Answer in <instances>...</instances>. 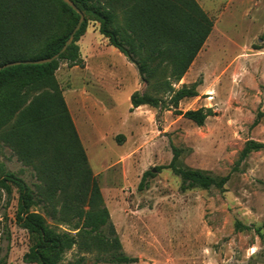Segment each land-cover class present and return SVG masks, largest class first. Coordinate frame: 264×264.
I'll use <instances>...</instances> for the list:
<instances>
[{"label":"rangeland","instance_id":"obj_1","mask_svg":"<svg viewBox=\"0 0 264 264\" xmlns=\"http://www.w3.org/2000/svg\"><path fill=\"white\" fill-rule=\"evenodd\" d=\"M197 1L216 28L189 74L174 86L200 83L199 95L183 99L179 108L211 107L213 114L204 125L151 106L130 114L136 89L156 91L137 81L136 65L133 70L121 59L93 18L79 41L83 66L62 61L57 78L64 96L87 97L85 108L78 104L73 114L115 226V234L109 225L103 234L110 240L119 237L122 251L138 258L132 264H264V228L263 237L255 230L264 223V150L252 152L234 170L247 140L264 142V118L253 125L258 111H264V0ZM88 65L89 78L84 75ZM174 146L181 149L185 165L216 176L230 174L224 189L184 191L171 168L158 171L157 166L171 162ZM0 160L31 185L38 181L13 148L3 146ZM147 170L155 175L140 189ZM18 197L15 188L10 197L0 189V253L8 252L7 264H36L24 260L31 240L16 222ZM37 211L60 230L71 227L59 224L50 210ZM237 220L251 228L237 230ZM80 257L84 264H117L109 254L77 247L66 253L65 261Z\"/></svg>","mask_w":264,"mask_h":264},{"label":"trees","instance_id":"obj_2","mask_svg":"<svg viewBox=\"0 0 264 264\" xmlns=\"http://www.w3.org/2000/svg\"><path fill=\"white\" fill-rule=\"evenodd\" d=\"M85 15L74 41L59 59L42 64H18L0 71V153L3 146L13 148L19 159L35 171L31 185L0 160V189L10 197L18 192L17 224L25 229L31 244L25 262L36 264H84V257L66 262V253L77 247L83 252L112 256L117 264H132L137 257L122 251L116 235L110 240L105 226L116 233L103 194L94 179L86 149L57 78L62 61L83 66L80 39L90 18L100 23L99 31L122 52L139 71L142 81L156 94L135 91L132 108L148 105L172 110L198 125L213 114L211 107L183 111L185 98L197 97L196 81L176 88L189 71L209 38L214 20L197 0H73ZM123 14V21L120 15ZM80 20V14L63 0H0V65L16 60L50 57L66 43ZM264 118L259 110L253 125ZM121 140V137H119ZM264 150V142L249 139L240 151L234 170L254 151ZM182 151L173 147L168 165L180 176L181 189H224L230 174L216 176L209 171L185 165ZM147 170L139 188L154 176ZM38 207L47 209L59 224H50ZM47 211V212H48ZM237 230L251 227L237 220ZM262 226L256 232L263 237ZM75 231V233H72ZM7 239L10 240L8 233ZM1 249V248H0ZM2 250V249H1ZM1 252V251H0ZM8 252L0 253V264H7Z\"/></svg>","mask_w":264,"mask_h":264},{"label":"crops","instance_id":"obj_3","mask_svg":"<svg viewBox=\"0 0 264 264\" xmlns=\"http://www.w3.org/2000/svg\"><path fill=\"white\" fill-rule=\"evenodd\" d=\"M216 28V24L214 23V27H213V30H212V32H211V34H210V36L212 35V33H213V31H214V29ZM119 54H120V56H121V59L122 60H125L126 62H128L129 64H130V66L133 68V70H134V63H132L131 61H129V59L122 53V52H120L119 51ZM124 58H126V59H124ZM83 64H84V59H83ZM76 66H79V65H76ZM126 66H128V65H126ZM191 68V67H190ZM90 70H92V65H88V71H86V73L84 74L85 75V77H87V78H89V76H90V73H91V71ZM138 70V69H137ZM138 73H139V71H138ZM138 73H137V81L138 80H140L141 79V77H140V74H139V77H138ZM92 74V73H91ZM187 74H189V71L187 72ZM188 76V75H187ZM142 80V79H141ZM139 82V81H138ZM138 82H137V84L136 85H138ZM182 82H183V80H182ZM185 82V81H184ZM135 91H137V89L135 90ZM134 91V92H135ZM133 92V93H134ZM132 93V94H133ZM131 94V95H132ZM65 99H66V102H67V104H68V107H69V109H70V112H71V114H72V117H73V119H74V122H75V124H76V127H77V129H78V132H79V134H80V137H81V139L83 140V138H82V134H81V131H80V129H79V126H78V124H77V122H76V120H75V118H74V114L73 113H75V112H77L78 110H79V108H78V104H79V106L82 104V106H83V108H85V106H86V103H87V97L84 95V94H81V95H78V97H76V96H74V95H72V96H70V97H67L66 95H65ZM130 100H131V97H130ZM133 106H132V103H131V105L129 106V113L130 114H133L134 116H136L138 113H139V110H141V109H144V108H148L149 106L148 105H141V106H139V107H137V108H134L133 110H131V108H132ZM92 139V138H91Z\"/></svg>","mask_w":264,"mask_h":264},{"label":"water","instance_id":"obj_4","mask_svg":"<svg viewBox=\"0 0 264 264\" xmlns=\"http://www.w3.org/2000/svg\"><path fill=\"white\" fill-rule=\"evenodd\" d=\"M63 1L67 4H69L71 7H73V9H75L80 14V20H79L78 24L76 25L74 30L71 32L69 38L67 39V41L63 45V47L57 53H55L54 55H52L50 57H45V58H40V59H35V60L28 59V60H16V61L7 62L3 65H0V71L5 69V68H8L10 66H14V65H18V64H42V63H47V62H51L53 60L59 59V57L67 50L69 45L74 41L75 34L80 29V27H81V25L85 19L84 13L81 11V9L77 6V4L73 0H63Z\"/></svg>","mask_w":264,"mask_h":264}]
</instances>
